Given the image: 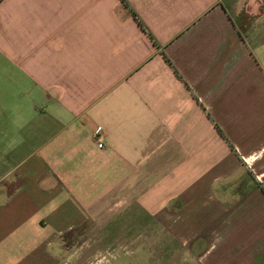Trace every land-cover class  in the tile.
<instances>
[{
    "label": "crops",
    "instance_id": "0c3cea01",
    "mask_svg": "<svg viewBox=\"0 0 264 264\" xmlns=\"http://www.w3.org/2000/svg\"><path fill=\"white\" fill-rule=\"evenodd\" d=\"M124 219L264 264V0H0V264Z\"/></svg>",
    "mask_w": 264,
    "mask_h": 264
},
{
    "label": "rangeland",
    "instance_id": "374dc122",
    "mask_svg": "<svg viewBox=\"0 0 264 264\" xmlns=\"http://www.w3.org/2000/svg\"><path fill=\"white\" fill-rule=\"evenodd\" d=\"M121 222L108 227L106 239L101 241L94 239L98 227L72 231L60 243L64 252L60 264H194L187 258L190 246L167 237L159 226L149 225L146 220L137 226L130 225L129 219Z\"/></svg>",
    "mask_w": 264,
    "mask_h": 264
},
{
    "label": "built area",
    "instance_id": "2783aa9c",
    "mask_svg": "<svg viewBox=\"0 0 264 264\" xmlns=\"http://www.w3.org/2000/svg\"><path fill=\"white\" fill-rule=\"evenodd\" d=\"M103 137H104V132L102 128H99L96 132V140H97L99 149L105 148Z\"/></svg>",
    "mask_w": 264,
    "mask_h": 264
},
{
    "label": "trees",
    "instance_id": "16d2710c",
    "mask_svg": "<svg viewBox=\"0 0 264 264\" xmlns=\"http://www.w3.org/2000/svg\"><path fill=\"white\" fill-rule=\"evenodd\" d=\"M134 17L136 18V16L134 15Z\"/></svg>",
    "mask_w": 264,
    "mask_h": 264
}]
</instances>
